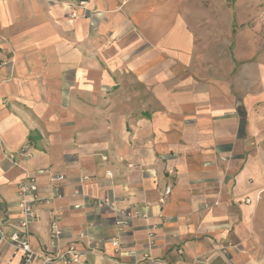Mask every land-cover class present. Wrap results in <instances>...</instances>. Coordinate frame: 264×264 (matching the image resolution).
<instances>
[{"label":"crops","instance_id":"0c3cea01","mask_svg":"<svg viewBox=\"0 0 264 264\" xmlns=\"http://www.w3.org/2000/svg\"><path fill=\"white\" fill-rule=\"evenodd\" d=\"M214 65L174 0H0V228L33 177L36 250L58 218L77 264H264L262 90Z\"/></svg>","mask_w":264,"mask_h":264},{"label":"rangeland","instance_id":"374dc122","mask_svg":"<svg viewBox=\"0 0 264 264\" xmlns=\"http://www.w3.org/2000/svg\"><path fill=\"white\" fill-rule=\"evenodd\" d=\"M174 1L196 35L197 52L221 64L214 65V75L256 80L252 89L262 92L255 96V111L264 117V86L259 85V67H264V0ZM261 130L264 141V125Z\"/></svg>","mask_w":264,"mask_h":264},{"label":"built area","instance_id":"2783aa9c","mask_svg":"<svg viewBox=\"0 0 264 264\" xmlns=\"http://www.w3.org/2000/svg\"><path fill=\"white\" fill-rule=\"evenodd\" d=\"M84 1H78L75 7H84ZM74 7V6H73ZM70 16H76V9L72 8ZM10 159L14 154L9 155ZM170 172L172 170H169ZM110 174V173H109ZM170 192V187H166L159 201L163 202L165 196ZM18 208H19V227L20 230H14L6 233L0 228V246L8 244L12 248L13 254L20 256L19 264H32L35 259L39 264H77L82 261L84 251L76 248L74 245L67 246L64 250L55 251L58 240L62 234L57 220L53 218L49 223V244L36 250L29 242V226L39 217L37 206L49 202V198L39 194L36 181L33 177H27L19 183L18 186ZM249 201L248 198L245 199ZM99 206H112V202L107 198L97 201ZM149 235H152L151 233Z\"/></svg>","mask_w":264,"mask_h":264}]
</instances>
